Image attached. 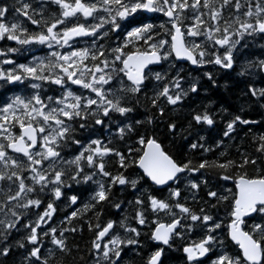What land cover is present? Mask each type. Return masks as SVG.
<instances>
[{
  "label": "snow or ice",
  "instance_id": "snow-or-ice-1",
  "mask_svg": "<svg viewBox=\"0 0 264 264\" xmlns=\"http://www.w3.org/2000/svg\"><path fill=\"white\" fill-rule=\"evenodd\" d=\"M48 5L58 6V14ZM140 11L167 19L133 28L113 46L111 34ZM89 18L97 22L89 23ZM84 37L91 38L90 46L77 48V38ZM250 37H264V0H15L11 6L0 2V41L5 45L0 47V81L23 86L22 94L0 105V182H7L6 187L0 184V257L10 255L9 237L20 230L17 225L26 214L19 210L39 209L43 197L50 196L35 221L23 225L31 246L25 264H66L72 248L65 233L83 229L63 225H72L88 212L93 214L86 221L94 233L89 249L93 264H121L129 246L141 255L142 235L158 245L144 264H162L166 248L177 250L172 241H189L196 230L203 235L182 244L183 264H203L201 258L209 253L213 258L208 264H264V134L252 137L258 155L237 148V158L229 155L222 139L213 146L200 135L188 145L201 157L194 161L186 154L176 159L169 151L171 145L166 147L155 131H149L159 121L173 141L178 136L187 140L195 126L212 127L221 112L227 115L223 108L210 112L209 101L200 111L199 105L189 110L186 127L173 119L185 98L199 94L198 79L183 86L184 69L177 62L232 70ZM10 41L19 47L8 45ZM33 45L50 51L27 63L10 58L33 51ZM161 63L167 64L163 74L152 67ZM173 69L175 75L168 78ZM240 69V76L264 73V59L246 60ZM203 76L215 85L213 71ZM153 80L157 83L148 88ZM52 86L57 87L48 94ZM249 93L259 100L264 87L250 84L244 94ZM138 109L145 117L130 119ZM116 114L121 119H114ZM256 123L235 114L226 122L223 137L232 139L237 124ZM101 129L107 143L92 138ZM117 140L122 147L110 146ZM217 149L221 150L216 157L208 159L206 154ZM113 165L115 170H109ZM194 173H200L199 181L192 178ZM208 176L218 181L214 188L209 187ZM73 184L94 186L88 202L71 211L59 228L48 227L38 234L37 229L57 211L54 202L64 195L63 189ZM116 186H122L121 194L132 189L134 198L113 202L110 196ZM201 186L209 198L202 202L197 198ZM149 188L166 189L167 195L157 197ZM78 199L68 197L69 205H76ZM190 199L199 205L198 211L188 206ZM102 202L121 209V219L102 223L103 209L97 210ZM221 209L225 217H220ZM161 213L168 222L161 220ZM42 237H50L54 248L42 252ZM16 245L25 247L22 241ZM233 245L239 252L232 250Z\"/></svg>",
  "mask_w": 264,
  "mask_h": 264
},
{
  "label": "trees",
  "instance_id": "trees-1",
  "mask_svg": "<svg viewBox=\"0 0 264 264\" xmlns=\"http://www.w3.org/2000/svg\"><path fill=\"white\" fill-rule=\"evenodd\" d=\"M9 6L15 3V0H0ZM26 2H30V0H26ZM33 7L39 8V5L33 3ZM49 11H56L57 14L59 12L58 6L55 5H48ZM47 14V13H46ZM165 18L163 15H156L151 17H146L143 13L138 12L136 15L129 17L126 21L122 22V28L118 30L116 33L111 34L112 39L111 43L113 46L117 43H122L124 40V33L129 30L131 27L136 25H141L144 23H153L159 24L161 21H164ZM81 22H83V18H81ZM89 23H96L97 21H93L89 19ZM107 27V26H105ZM33 30H38L35 26H31ZM87 39L81 41L86 42ZM103 43L104 41H100ZM76 44L77 48L89 47L91 43L87 44ZM8 45L19 47L15 44V42H7ZM264 45V37H256L248 38V47L244 48L236 55V63L233 66L232 70H222V69H213L211 65H206L204 67L197 66L194 69H191L188 65L179 64L180 67L184 69L181 73L182 76L185 77V82H183V86L185 88L188 87V83L192 79L199 80V94H191L189 97L185 98L183 101V106L178 112L173 116V119L179 122V125L186 127L187 120L190 119L188 114L189 110L193 107L197 108V111H200L205 104L211 101V107L209 108L210 112H220V110L227 109L228 114L224 115L221 112V115L216 117V123L214 126L209 127L207 125H200L195 126L192 131L191 135L188 136L187 140L180 139L179 136L173 141L172 137L168 136L167 128L165 124L156 121L155 128L153 129L149 126V131H155L157 136L160 140L163 141L164 145L169 147V151L176 159H184L185 154L187 158H191L194 161H198L201 157L199 152L193 150L189 151L188 145L191 142H196L198 140V136L203 135L207 138V144L215 145V142L219 139L224 141V145L228 146L229 155L232 158H237L239 153L237 152V148H239L240 152H247L253 156L258 155L255 152L256 144L254 143L252 137L253 135H261L264 134V97L257 100L256 98L252 97L251 94L245 95L244 93L247 92L248 85L252 84L257 88L264 87V76L259 73L255 76L252 75H245L240 76L238 72L240 69V64L245 62L246 60H255L257 58L264 59V48L261 47ZM4 42L0 41V47H3ZM33 51L17 53L11 55L10 58L16 60L17 63H27L32 60L34 55L36 56H44L47 54L49 49L45 46L41 45H33L31 46ZM132 47V45H130ZM64 51V49H60ZM85 63H89L86 61ZM7 68H12L14 65H5ZM167 69V64L163 63L159 68H155L156 71H160L162 74ZM205 71H213L214 78L216 80L215 85H213L206 77L203 76ZM175 75V70H171V76ZM166 82V81H165ZM157 82L150 81L148 82V88H151L153 84ZM162 86V85H161ZM57 86H52V90L49 91L48 94H53ZM74 87V86H73ZM75 88V87H74ZM23 86L14 84H5L4 82L0 81V105H2L5 100L13 95L22 94ZM58 94V93H57ZM151 94V93H150ZM169 111L171 106H168ZM241 109H243L241 111ZM155 111V110H153ZM239 114L242 116L243 119H248L250 121H259L256 124H249V125H240L237 124L235 132L231 134L232 139L228 137H223V130L225 128L226 122L232 118L233 115ZM146 113L143 109H138L134 113L130 114V119H143ZM223 116V119H221ZM114 119H121L118 114L114 116ZM99 128V126H97ZM112 131L115 132V125L112 127ZM140 131H143L141 129ZM101 138L107 143V134L103 132L101 129L98 131L92 138ZM82 139H86V137H81ZM114 147H122L121 142L114 141ZM221 149H217L215 152L207 153L206 156L208 159H214L217 153ZM65 155H70V153H65ZM259 163V161H258ZM115 165L109 170L114 171ZM132 170H130L131 172ZM203 171V170H202ZM194 180L199 181L200 173H194L193 177ZM207 179L210 181L209 187H215L218 181L215 180L214 176H208ZM6 187L7 182H0ZM150 184V183H149ZM230 184V182H229ZM184 182H181L179 187L183 188ZM149 185L146 184L145 187ZM94 186L90 185H75L71 188H64L63 193L64 195L61 197L60 200L54 202V207L57 211L53 214V217L50 221L46 224H43L41 228L37 229L38 234H41L43 230H46L48 227H60V221L64 220V218L73 210L77 208H82L83 204L88 202L89 193L92 191ZM122 186H116L113 188L112 195L110 196V200L113 202L119 200H131L134 198V191L130 188L124 189L123 194H121ZM150 191L153 192L154 195L157 197L166 196L167 190L165 189L164 192L158 191L156 188H149ZM184 195H188V192H184ZM72 195H77L79 197L78 202L76 205H69L68 197ZM198 199L207 200V189L204 186H201ZM51 199L50 196L43 197L44 203L39 209H29L23 210L20 209L19 211L25 212L26 214L21 218L20 223L17 225L19 231H13L11 236L9 237L8 243L12 244V249L10 255L7 258L0 257V264H25L24 257L27 255L28 251L30 250V245H28L26 241V236L29 234V230L23 228V225L28 223L29 220L35 221L36 219V212H42L48 200ZM214 202V201H213ZM188 206L192 207L194 210H199V205L194 204L191 199L188 201ZM100 208L103 209V215L101 216V222L106 223L109 219L119 221L121 219V209H115L111 207V205L107 202H102L101 205L97 206V210ZM128 212H132V208L127 209ZM215 210H213L214 212ZM92 213L88 212L84 214L83 219H74L72 225H68L67 222L63 225L64 227L70 226H82V231L77 232H66L65 236L67 237V244L70 248H72V255L66 258V264H93V257L89 255V249L91 247V241L94 238V233L88 230L86 221L92 217ZM220 217H225L226 213L223 209H221L219 213ZM161 220L163 222H168L169 218L165 216L163 213L160 214ZM0 218H3L0 215ZM95 223V220H93ZM133 226H136L133 222ZM122 233V230L119 228L115 229ZM145 232L148 231L147 228L143 229ZM58 235V233H57ZM203 233L199 230L194 231L189 238V241H180V240H173L172 243L174 247H176V251L172 249L166 248L165 255L162 257V264H183L184 256L182 253V244L185 242H190L191 240H198L201 238ZM43 240V248L42 252H45L47 249L54 248V246L50 243V237H42ZM141 242L145 245L143 248L139 249L141 255H136V250L129 246V248L125 249L122 253V261L121 264H144V260L147 258L148 254L155 250V246L153 242L149 239V237L142 235L140 237ZM16 241H22L25 244L24 248H19L16 245ZM73 245L78 246L73 247ZM233 251H236L234 247L232 248ZM59 256V253H57ZM211 255H209L210 257ZM83 257V260L80 258ZM206 262V261H205ZM204 262V263H205Z\"/></svg>",
  "mask_w": 264,
  "mask_h": 264
},
{
  "label": "water",
  "instance_id": "water-1",
  "mask_svg": "<svg viewBox=\"0 0 264 264\" xmlns=\"http://www.w3.org/2000/svg\"><path fill=\"white\" fill-rule=\"evenodd\" d=\"M179 62H182V63H185V62H188V61H179ZM192 67H195V65H192L190 62H188ZM155 66H159V65H155ZM264 75V73H262ZM150 183V182H149ZM159 187H163V186H159ZM162 246V245H161ZM239 250V249H238ZM206 258H201V260H205Z\"/></svg>",
  "mask_w": 264,
  "mask_h": 264
},
{
  "label": "rangeland",
  "instance_id": "rangeland-1",
  "mask_svg": "<svg viewBox=\"0 0 264 264\" xmlns=\"http://www.w3.org/2000/svg\"><path fill=\"white\" fill-rule=\"evenodd\" d=\"M236 250V249H235ZM237 252V251H236ZM211 254V257L209 258V259H207L206 260V262L204 263V264H208V261L210 260V259H212L213 258V254L212 253H210Z\"/></svg>",
  "mask_w": 264,
  "mask_h": 264
},
{
  "label": "flooded vegetation",
  "instance_id": "flooded-vegetation-1",
  "mask_svg": "<svg viewBox=\"0 0 264 264\" xmlns=\"http://www.w3.org/2000/svg\"><path fill=\"white\" fill-rule=\"evenodd\" d=\"M85 43H86V44H87V43H91V39L87 40ZM153 244H154V243H153ZM154 246H155V249H156V247H157L158 245H157V244H154Z\"/></svg>",
  "mask_w": 264,
  "mask_h": 264
},
{
  "label": "bare ground",
  "instance_id": "bare-ground-1",
  "mask_svg": "<svg viewBox=\"0 0 264 264\" xmlns=\"http://www.w3.org/2000/svg\"><path fill=\"white\" fill-rule=\"evenodd\" d=\"M82 44H86L85 42H83ZM155 244V243H154ZM234 249H236V251L238 252L237 248L233 245Z\"/></svg>",
  "mask_w": 264,
  "mask_h": 264
}]
</instances>
